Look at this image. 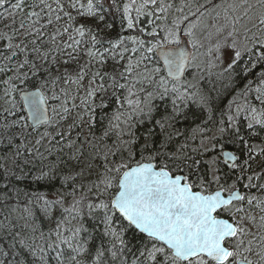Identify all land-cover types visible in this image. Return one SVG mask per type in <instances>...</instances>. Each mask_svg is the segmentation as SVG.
<instances>
[{"label":"snow or ice","instance_id":"obj_1","mask_svg":"<svg viewBox=\"0 0 264 264\" xmlns=\"http://www.w3.org/2000/svg\"><path fill=\"white\" fill-rule=\"evenodd\" d=\"M0 264H264V0H0Z\"/></svg>","mask_w":264,"mask_h":264},{"label":"trees","instance_id":"obj_2","mask_svg":"<svg viewBox=\"0 0 264 264\" xmlns=\"http://www.w3.org/2000/svg\"><path fill=\"white\" fill-rule=\"evenodd\" d=\"M202 86L207 90V89H210L211 87H213V84L210 83L208 79H205V80L203 81Z\"/></svg>","mask_w":264,"mask_h":264}]
</instances>
